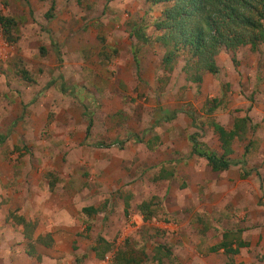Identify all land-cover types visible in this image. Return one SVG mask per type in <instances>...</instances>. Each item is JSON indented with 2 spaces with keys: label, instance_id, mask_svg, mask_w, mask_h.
<instances>
[{
  "label": "rangeland",
  "instance_id": "obj_1",
  "mask_svg": "<svg viewBox=\"0 0 264 264\" xmlns=\"http://www.w3.org/2000/svg\"><path fill=\"white\" fill-rule=\"evenodd\" d=\"M54 1L55 19L49 22L45 14ZM164 9L146 0H0V14L16 20L12 36L19 38L9 42L0 27V204H18L17 210L5 207L10 216L1 217L12 239L0 250V264H113L114 253L126 241L148 254L147 264H156L161 245L171 252L164 264H244L237 258L254 256L258 262L251 264H264L262 238L258 250L246 255L214 251L224 242L228 249L251 243L257 229L264 228V43L257 52L224 49L217 58L219 73H205L202 83L194 82L193 73L186 72L185 52L165 63L175 50L164 44L165 32L156 28ZM138 31L141 38L135 36ZM133 59L140 65L135 62L128 74ZM23 71L33 83H26ZM214 100L221 107L210 116L206 111ZM247 114L258 125L251 121L234 154L240 160L247 150L252 171L247 181L229 177L239 175L241 167L220 175L202 159L170 160L159 154H186L188 131L198 143L213 146L212 121L221 118L226 124ZM29 116L43 123L42 129L28 128ZM134 137L144 142L133 148L135 155L130 152ZM77 149L88 152V161L98 168L93 182L81 177V169L75 176L74 169L87 164L77 166L72 160ZM24 154L43 172H57L61 191L95 190L82 203L99 208L90 224L81 207H68L78 215L69 218L74 232L64 229L61 241L38 244L42 258L37 262L26 259V242L9 227L11 219L19 222L13 214L25 201V162L16 159ZM222 177L238 188L230 193L217 187ZM47 202L52 207L54 201ZM143 203L149 204L151 221L144 220ZM52 213L58 211L48 206L47 214ZM55 222L49 216L42 226ZM87 224L89 237L77 238ZM102 236L115 242L111 252L108 245L100 251L98 261L91 247Z\"/></svg>",
  "mask_w": 264,
  "mask_h": 264
},
{
  "label": "trees",
  "instance_id": "obj_2",
  "mask_svg": "<svg viewBox=\"0 0 264 264\" xmlns=\"http://www.w3.org/2000/svg\"><path fill=\"white\" fill-rule=\"evenodd\" d=\"M43 1V0H42ZM152 5H163L165 9L163 16L156 23L158 30H163L165 35L162 38L164 44L174 47L175 54H171L165 59V63L169 64L173 57L179 52H185L189 57L186 64V72L193 73L190 79L197 83L203 82V75L209 73L217 75L220 68L217 58L220 53L225 50L237 51L243 47H249L252 51H259V46L264 43V0H146ZM56 2L52 4L49 12L45 14L46 19H54ZM0 27L6 35L9 42L17 43L19 38L14 39L12 33L17 28L15 19L8 18L0 14ZM135 36L141 38L138 31ZM102 42V40H100ZM136 65H140L135 60ZM187 72V73H188ZM22 78L28 79L32 83V78L28 72H22ZM210 107L206 114L212 116L220 107L221 103L216 102ZM251 123L249 117L238 119L235 122L234 130H227L219 123L212 121L211 127L222 143L223 152L217 154L215 152L206 151L198 143L197 138L192 135L190 137L193 143V151L196 155L206 158L209 165L215 172L229 170L231 167L240 166L244 171V177L251 175L248 170L247 150L244 152L242 159H233L231 156L235 154L232 144L246 137L248 125ZM4 140V138H2ZM144 213V220L151 221L152 214L149 211V204L143 203L140 206ZM146 209V210H145ZM148 209V210H147ZM85 215L88 218L98 211L94 207L84 208ZM147 213V214H146ZM20 224L23 221L19 218ZM91 228L90 225L87 226ZM27 231H32L28 229ZM99 245L104 243V239L99 238ZM243 242L239 243L236 249H228L224 242L219 247H214L216 252L218 249L224 250L226 253H239L240 248L244 247ZM167 246H159L160 251L155 259L156 264H164V258L170 257L171 252ZM114 246L108 248L113 250ZM162 250L167 251L166 254ZM108 251V252H109ZM31 256L35 255L34 251L29 252ZM99 257V256H98ZM101 257V256H100ZM148 254L143 250H136L129 242L117 250L113 255V264H147Z\"/></svg>",
  "mask_w": 264,
  "mask_h": 264
},
{
  "label": "crops",
  "instance_id": "obj_3",
  "mask_svg": "<svg viewBox=\"0 0 264 264\" xmlns=\"http://www.w3.org/2000/svg\"><path fill=\"white\" fill-rule=\"evenodd\" d=\"M55 19V18H54ZM54 19L51 20H47L49 22L53 21ZM135 59V58H134ZM133 59V60H134ZM45 63V62H44ZM121 65H123V63H120ZM133 64L135 65V60L132 61L130 60V71L128 72V74L131 72ZM63 65V64H62ZM121 68H123L124 70L127 69L125 64L123 66H121ZM29 74V73H28ZM122 76L126 73L121 72ZM127 74V75H128ZM29 77L32 78L29 74ZM26 83L30 84L31 82L26 79ZM33 83V81H32ZM50 112V111H49ZM248 117L251 119L252 124L258 125L257 122H255L253 119V116L251 114H247ZM34 117V116H29L28 120H26V126L28 128H38V129H42L43 123H39L36 124V122H32L30 121V118ZM40 118L42 119V117L40 116ZM217 118V115H216ZM245 118V117H243ZM238 119H242V118H237L229 123H224V120L221 118H217V120L215 122L219 123L220 125L224 126L227 130H234L235 129V122ZM251 124V123H249ZM251 124V125H252ZM30 126V127H29ZM188 133H190V131H188ZM188 133L186 132V138L188 139V143L184 144V151L186 152V154H183V156H180V153H176L173 154L172 150H169L168 152L166 151L165 153H159V154H165L169 157L170 160H182L186 159H193L194 160H198V159H202L205 161L206 165L210 168V170L213 173H220V175L226 174L227 172H230L232 170H234L237 167H231L229 170L226 171H221V172H215L213 171V168L211 167V165H209L208 160H206V158L204 157H200L198 155H196L193 151V143L190 140V135L188 136ZM215 133V132H214ZM216 135V134H215ZM28 140H30V138H26ZM237 140L239 141V139L237 138ZM151 141V140H150ZM149 141V142H150ZM1 142L3 143V139L1 138ZM131 142L133 144L132 149H130V152L135 155L136 151L134 150L136 148V146L143 145L142 143H144L142 141V139H138V138H132ZM147 144V142H146ZM199 144L201 145V147L203 149H205L206 151H211V152H215L217 154H221L223 152L222 149V143L220 142L219 137L216 135V143H212L213 146L211 144H207L202 142H199ZM151 147H153V143L151 145ZM233 150H235V154H237L238 150H237V143L233 142L232 144ZM134 148V149H133ZM158 149H156L157 151ZM155 151V152H156ZM158 154V153H157ZM88 152H85L83 150L77 149L74 152H71V157L72 160L77 164V166L81 163V165H85L86 163V168H75L74 169V173L75 176L77 175V173L80 171V169L82 171H84L81 174L82 178H87V181L89 182H93V180L96 178V174L99 173L98 168L96 167L95 162H89L88 160ZM13 157V156H12ZM22 157V160L25 162V165H23V177H22V181L24 183L23 185V196L25 198L24 201V205L21 208L20 211H14L15 213L13 214L14 218H16L15 220H19V222L12 220V224H9V227H12V232L14 231H18L19 237L18 240L21 241H25L26 242V259L29 258L30 261L32 260V258L35 259V261H39V259L42 258V254L40 253L39 249L42 248L41 246H39L38 244H43L46 245V243L44 242H59L62 240L64 232L63 230L65 229V231L67 233H73V226L71 224V222H69L73 216L75 215V218L78 216L77 215V211L74 210V213H72V211H67L68 207L72 206L73 208H82V214L85 216V218L87 219V221H89L88 223L92 224L91 221H93V219L99 215V208L97 207V205H84L82 203V199L90 197V194L92 193V196L94 195L95 190H90L87 189L86 191H84V189H75V188H70V189H65L64 191H61V187L59 186V183L61 182L57 177H56V173L54 170L51 171H46L43 172L42 170H40V166L41 165H31L30 164V158L26 156V154H24L23 156H16V159L20 160V158ZM233 159H237V155H232L231 156ZM6 160L5 158H2L1 161ZM10 160V158H9ZM239 160V159H237ZM39 161V160H38ZM83 161V162H81ZM248 162V161H247ZM104 162H103V166H104ZM240 167V166H238ZM248 168V167H247ZM102 172H105V168L101 167ZM172 171L175 170L171 169ZM58 171V170H57ZM79 174V173H78ZM177 172H172L173 176H176ZM244 171L243 169L241 170V172L239 173V175L235 174L234 177H232V175L230 174L229 177L230 178H234L235 182H240L241 180L247 181V179L252 175H250L249 177H244ZM29 176H31V178H29ZM227 179L224 177L220 178L219 181H217V187H226L228 190V192H232V190H236L238 187H236L233 184V180L232 179ZM9 181L8 180V185L9 186ZM223 185V186H222ZM17 189V188H16ZM75 189V190H74ZM63 196H66L67 198H63ZM129 196H127V198L125 199V206H126V210L127 208L130 207V201ZM9 198V196H8ZM51 199V201L53 200L54 202L51 203L52 207L50 206V203L48 204V200ZM2 200V197H1ZM89 200V199H88ZM90 203V201H89ZM0 250L3 251V249H5L8 246V241H10L12 239V237H9L7 235V232L3 229V220H2V216H10L9 212H6V210L4 209L5 207H8L9 209H11L12 206H14L15 210H17V202L15 201L14 203H9L7 201H3L0 204ZM6 205V206H3ZM83 205V206H82ZM236 205V203H235ZM49 206V208L53 209L56 208V211H58V214H47V207ZM2 207V208H1ZM88 207H94L98 212L95 213L91 219L88 218L87 215H85L84 213V208H88ZM65 209V210H63ZM65 211V213H63ZM19 215V216H17ZM54 217L56 218V222L53 224V226H42L43 222L45 223V218L47 217ZM13 218V217H12ZM19 218H22L23 221L20 224V220ZM70 218V220H69ZM64 219V220H63ZM69 222L70 224H68L67 226H65V223ZM87 224V225H90ZM15 227V229H14ZM28 229H31L32 231H27ZM78 231V229H77ZM76 231V232H77ZM92 231V228L88 229L87 227L85 228V231H82V235L81 233L78 234L77 238H83L87 239V237H89V234ZM87 232V233H86ZM45 233V235H44ZM77 235V234H76ZM96 235V233L94 234ZM99 238V237H97ZM104 238V243L100 244L97 243V241H99V239L94 238L93 239V247H91V254L93 255L94 258H96L97 260L99 259L98 256H101V250L104 249L105 246L108 245V247L106 248L108 250V248L110 246H112V244L115 242L111 237L107 238L102 236V239ZM262 238L263 242H264V228L263 229H257V231L255 232V234H253V242H248L245 244L244 247L240 248V252L238 253V255L242 254V255H246V253L250 250H258L257 248V243L260 241V239ZM105 242H107V244H105ZM24 244V242H23ZM28 247V249H27ZM237 248V247H236ZM36 250V251H35ZM34 251L35 255L31 256L29 254V252ZM109 251V250H108ZM224 251V250H223ZM111 252V251H109ZM225 252V251H224ZM226 253V252H225ZM237 255V256H238ZM0 257L1 253H0ZM249 257V256H248ZM38 259V260H37ZM105 259H108V255ZM240 262L244 261V264H251V263H255L258 262L254 256L253 260H250L248 258L245 259H239ZM100 261V260H98Z\"/></svg>",
  "mask_w": 264,
  "mask_h": 264
}]
</instances>
